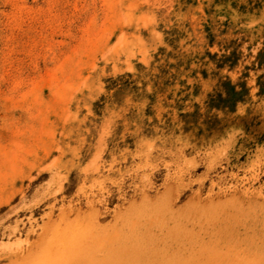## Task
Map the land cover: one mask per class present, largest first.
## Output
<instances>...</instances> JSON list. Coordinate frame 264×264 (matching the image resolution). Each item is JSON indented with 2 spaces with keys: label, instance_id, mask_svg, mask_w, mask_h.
Wrapping results in <instances>:
<instances>
[{
  "label": "rangeland",
  "instance_id": "rangeland-1",
  "mask_svg": "<svg viewBox=\"0 0 264 264\" xmlns=\"http://www.w3.org/2000/svg\"><path fill=\"white\" fill-rule=\"evenodd\" d=\"M263 80L264 0H0V264H264Z\"/></svg>",
  "mask_w": 264,
  "mask_h": 264
},
{
  "label": "trees",
  "instance_id": "trees-1",
  "mask_svg": "<svg viewBox=\"0 0 264 264\" xmlns=\"http://www.w3.org/2000/svg\"><path fill=\"white\" fill-rule=\"evenodd\" d=\"M129 84L130 81L120 76L116 79L108 80L107 89L115 88V94H118L126 90ZM259 87L261 91L264 90V80L259 83ZM248 95V87L244 81L233 83L228 77H224V79L219 80L217 88L212 93H209L204 101L206 108L204 112H200L199 106L194 103V109L192 111L179 113L185 125L183 127L184 131L191 130L196 137H203V139H207L213 135H220L229 125L228 122L234 123L232 121L238 118V116H235L230 120L226 115L233 113L237 103L246 101ZM100 106V102H96V112H98ZM212 109L222 111L224 116L211 113L210 110ZM239 119L241 120L240 125L248 133L252 132V129L260 124V121L255 115L246 114ZM256 138L258 142L263 143L264 131L259 133Z\"/></svg>",
  "mask_w": 264,
  "mask_h": 264
}]
</instances>
